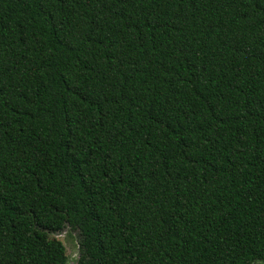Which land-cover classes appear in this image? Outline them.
Wrapping results in <instances>:
<instances>
[{"label":"trees","instance_id":"1","mask_svg":"<svg viewBox=\"0 0 264 264\" xmlns=\"http://www.w3.org/2000/svg\"><path fill=\"white\" fill-rule=\"evenodd\" d=\"M264 264V0H0V264Z\"/></svg>","mask_w":264,"mask_h":264},{"label":"rangeland","instance_id":"2","mask_svg":"<svg viewBox=\"0 0 264 264\" xmlns=\"http://www.w3.org/2000/svg\"><path fill=\"white\" fill-rule=\"evenodd\" d=\"M48 241H59L63 244L66 251V264H76L78 259V234L66 227L62 232L56 235L48 236Z\"/></svg>","mask_w":264,"mask_h":264}]
</instances>
